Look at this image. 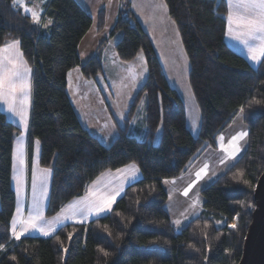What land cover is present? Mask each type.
Returning <instances> with one entry per match:
<instances>
[{"label": "trees", "instance_id": "trees-1", "mask_svg": "<svg viewBox=\"0 0 264 264\" xmlns=\"http://www.w3.org/2000/svg\"><path fill=\"white\" fill-rule=\"evenodd\" d=\"M164 1L190 61L189 82L201 112L198 133L188 127L184 102L168 82L132 0H121L109 37L83 64L79 44L93 19L77 0H47L48 29L15 0H0V47L19 41L32 69L27 155L30 166L34 141L39 140L40 165L52 169L46 217L82 196L105 171L134 163L142 172L108 213L67 223L47 237L17 240L12 235L17 202L12 167L13 142L21 128L0 108V264H238L252 220L255 186L264 171V62L252 66L227 44L226 0ZM105 15L102 9L99 32ZM117 33L119 59L132 61L142 51L148 74L125 125L105 145L81 123L68 95V73L80 67L86 79L101 74L109 38ZM142 97L146 133L140 138L128 127ZM241 107L248 133L245 151L201 189V213L178 230L166 209L164 180L178 177L202 152L215 147L217 136Z\"/></svg>", "mask_w": 264, "mask_h": 264}, {"label": "crops", "instance_id": "crops-1", "mask_svg": "<svg viewBox=\"0 0 264 264\" xmlns=\"http://www.w3.org/2000/svg\"><path fill=\"white\" fill-rule=\"evenodd\" d=\"M16 1V0H15ZM47 0H34L32 3H27L26 0H21L18 2V6L21 7L24 13L29 15L32 18L31 11H36L39 13L40 24L43 28L48 29L51 25L49 23V19H45L44 17V5ZM85 10L92 17V26L82 39L79 44V56L81 64L85 63L97 50L100 43L104 38L109 37L110 31L113 28L117 17L118 12L121 7V0H77ZM145 0H132V7L137 14V17L145 28L147 33L150 35V30L148 23L150 20V14L142 13L143 4ZM227 6L229 0H226ZM25 6L29 9L28 12L25 11ZM110 8L109 13H107L106 8ZM102 9L106 10L105 15V26L102 31H98L97 29V18ZM237 9L235 7L229 8V11L235 12ZM34 21V20H33ZM35 22V21H34ZM228 14L226 21V34L225 40L229 47H231L234 51L244 56L252 66H258L260 63L253 62L250 58L249 48L243 42V37L237 38L235 35L236 26L233 25L234 34L229 35L228 32ZM36 23V22H35ZM47 25V27H44ZM151 37V36H150ZM121 38V33L115 34L109 40H114V48L117 41ZM152 39V37H151ZM110 40V41H111ZM17 41V40H14ZM13 41L8 42L5 45H11ZM258 43V42H256ZM5 45L0 48H4ZM108 49V45L104 51L103 57V72L97 75L93 79H86L80 67L75 68L68 73V95L70 100L75 108V111L81 121V123L88 129L92 134H94L98 139L105 145L112 143V141L119 134V128L122 125L119 122L118 117H122L125 119L127 116V109L117 108L119 105L118 93L121 90L120 81L118 80L115 83L111 84V77L109 75L104 74L106 56ZM106 55V56H105ZM12 56L14 57L18 63L26 66L31 69L27 60L25 59L23 52L21 50L20 42L14 48H9L6 52H0V59L5 57ZM145 57V56H143ZM111 60L119 65H123V70L125 67L132 65L131 62H124L126 64H120L121 60L119 59L116 50L111 54ZM145 61L146 59L143 58ZM129 63V64H128ZM116 65V64H115ZM127 65V66H124ZM129 72L131 75L135 73V68L130 69ZM130 75V76H131ZM130 76L127 77L124 81L130 79ZM24 79L29 84V88L27 89L26 95L27 99H25L24 93H17L15 97V101L13 107L15 111L10 110L9 102L5 99H0V108L3 110L10 121L17 124L21 128V132L16 136L13 142V167H12V185L15 189L17 195L16 186L20 189V197L17 195L16 209L13 217H18L17 208H19V217L24 220H27L30 215H34L39 213L42 216V220H37L36 223L40 226L48 229H54V231L49 232L48 235H44L39 229H31L28 232H25L23 236L27 235H35V236H50L55 233L61 226L67 223H83L88 222L93 218L104 215L108 213L114 203L124 194L126 188L132 183L138 181L142 178L141 169L137 164L131 163L124 167H121L116 170H108L103 172L99 177H97L89 186L87 191L79 197H76L66 203L55 215L51 217H46V208L49 201L50 195V187H51V179H52V169L49 167H43L40 165V149L41 145L39 140L34 141L33 145V156L32 162L29 166L28 155H27V146H28V133H29V125H30V109H31V99H32V69L30 73L24 76ZM94 85L95 90H92L91 86ZM139 86H136L135 91H137ZM120 96V95H119ZM136 94L134 95L135 98ZM111 98V99H109ZM132 99V98H130ZM130 103V102H129ZM146 104V103H145ZM95 105V106H93ZM131 105V103H130ZM100 110V111H99ZM102 111V112H101ZM137 111V110H136ZM24 112L25 118L22 119L21 115L18 113ZM106 114V118H103ZM126 113V114H125ZM187 114V112H186ZM103 116V117H102ZM143 116L138 122L131 120L129 127L130 133L136 134L137 136H145L146 127L143 125ZM243 125L246 127L247 125L244 122ZM188 123V120H187ZM128 127V129H129ZM114 129H116V133H114ZM195 132V131H194ZM18 147L20 149V153L22 154L23 164H21V157L18 156ZM47 169L48 171L45 173L43 170ZM186 171V170H185ZM184 172V171H183ZM182 172V173H183ZM182 173L173 179L164 180V186L168 191L167 184L173 185L176 179L182 177ZM17 177H20L21 183L18 185ZM169 181V182H168ZM203 187L201 186L200 189ZM119 193L116 195V193ZM169 194V192H168ZM115 195V201L112 202L111 208L107 209L99 214L93 212L92 214L84 217L80 215L77 211L76 215L73 216L72 213L75 209L80 208L83 204L88 202H96L100 203L103 201L105 197H111ZM13 220V219H12ZM17 232L20 231V225L17 224L16 228ZM22 237V236H21Z\"/></svg>", "mask_w": 264, "mask_h": 264}, {"label": "rangeland", "instance_id": "rangeland-1", "mask_svg": "<svg viewBox=\"0 0 264 264\" xmlns=\"http://www.w3.org/2000/svg\"><path fill=\"white\" fill-rule=\"evenodd\" d=\"M19 1L21 0H16L15 2L18 4ZM108 9L110 8H106L107 13H109ZM106 10L104 9L105 12ZM142 13L150 14L151 21L148 23V26H150V36L152 37V43L161 62L162 69L168 82L177 90L184 102L187 112L188 127L195 131V133H198L201 123V112L189 82L190 61L184 49L178 26L170 17L164 0H145L141 14ZM110 40L108 42V49L106 50L107 56L105 55L106 63L104 74L111 77V84L118 80L120 81L121 90H119L120 92L118 93L119 105L117 108L120 107V109H124L128 107L126 109L129 111L135 99L134 95L137 94V91L143 85L147 77V63L143 59L145 57H143L144 53L141 51L137 57L132 60V65H124L127 67L123 70H119L122 69L123 65H119L111 60L110 57L111 54L114 53L115 48L113 43L114 40ZM119 63L126 64L124 61ZM129 67L130 69L135 68V73L132 75L129 72ZM129 76L130 79L122 82ZM90 86L92 90H95L93 84ZM136 86H139L137 91H135ZM145 106V97H142L138 102L137 111L132 121L134 120L136 123L141 119L142 113L145 111ZM103 115V118L107 117L105 113H103ZM243 118L244 115L240 112L233 119L232 123L217 136L215 147L207 148L199 157L192 161L185 169L186 171L182 173V177L176 179L173 185L167 184L169 200L166 204V209L178 230L201 213L203 202L200 187L209 185L220 174L227 171L245 151L247 147V136L238 142L240 151L237 152L235 156L230 155V142L232 137L237 136L241 132H247L246 127L243 125ZM118 119L122 124L121 126H124L125 119H122L121 116L118 117ZM105 121H107V118ZM129 131H131L130 127ZM114 133H116V129H114ZM159 136L160 130L157 133V139ZM138 137L142 138V136ZM221 137L223 139H221ZM202 169L204 171H201ZM197 173H200L199 178L197 177ZM16 189L17 195L20 197V189L18 186H16ZM186 190L187 195H185ZM197 200L199 202L195 203ZM236 221L237 217L234 218L231 225H236Z\"/></svg>", "mask_w": 264, "mask_h": 264}, {"label": "snow or ice", "instance_id": "snow-or-ice-1", "mask_svg": "<svg viewBox=\"0 0 264 264\" xmlns=\"http://www.w3.org/2000/svg\"><path fill=\"white\" fill-rule=\"evenodd\" d=\"M228 7L230 9L233 7L237 9L235 12L229 11L228 13L229 35L234 34L233 25H235L237 29L235 31V35L238 39L243 37V42L249 48L251 60L256 63L264 62V0H229ZM25 11H29L26 6ZM31 15L33 20L36 23H39V13H37L36 11H31ZM49 23H51V21H49ZM44 27H47V25H44ZM18 44L19 41H13L11 45H5L4 48H0V52H6L9 48H14ZM30 71L31 69L27 68L21 63H18L17 60L12 56L0 59V99L7 100L9 102V108L12 111H15L13 104L18 92L24 93L25 99H27L26 92L29 88V84L24 79V76L30 73ZM240 112H244L243 107L240 108ZM18 114L21 115L22 119L25 118L24 112ZM247 135L248 133L245 131L239 133L237 136L232 137V140L230 142V155L235 156L236 153L240 151L238 142L244 139V137H246ZM221 139L223 138L221 137ZM17 151L18 156L21 157L20 162L21 164H23L22 154L20 153L19 147ZM43 171L46 173L48 170L45 169ZM201 171L204 170L202 169ZM199 176L200 173H197L198 178ZM17 183L18 185L21 183L20 177H17ZM118 194L119 193L117 192L116 195ZM185 195H187V190L185 191ZM115 198V195H113L110 198H103V201L100 203H85L80 208L75 209L72 215L75 216L77 211L84 217H87L93 212L99 214L107 209H110L112 202L115 201ZM198 202V200L195 201V203ZM19 212L20 210L19 208H17L18 217ZM18 217H13L12 220V235L17 240H19L25 232H28L31 229H39V231L44 235H48L49 232L54 231V229L45 230V228L40 227L36 223L37 220H42V216H40L39 213L30 215L27 220ZM17 224L20 225L19 232H17L16 230ZM231 227L235 228L236 226L233 224L231 225ZM0 248H3V245H0ZM105 255H108V253H105Z\"/></svg>", "mask_w": 264, "mask_h": 264}, {"label": "water", "instance_id": "water-1", "mask_svg": "<svg viewBox=\"0 0 264 264\" xmlns=\"http://www.w3.org/2000/svg\"><path fill=\"white\" fill-rule=\"evenodd\" d=\"M238 264H264V171L255 186L252 220Z\"/></svg>", "mask_w": 264, "mask_h": 264}]
</instances>
